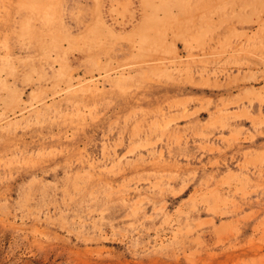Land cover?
Here are the masks:
<instances>
[{
  "label": "rangeland",
  "instance_id": "1",
  "mask_svg": "<svg viewBox=\"0 0 264 264\" xmlns=\"http://www.w3.org/2000/svg\"><path fill=\"white\" fill-rule=\"evenodd\" d=\"M0 264H264V0H0Z\"/></svg>",
  "mask_w": 264,
  "mask_h": 264
}]
</instances>
